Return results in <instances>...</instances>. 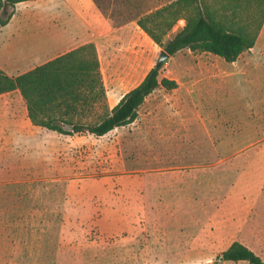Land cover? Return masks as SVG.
I'll return each instance as SVG.
<instances>
[{
	"label": "rangeland",
	"instance_id": "rangeland-1",
	"mask_svg": "<svg viewBox=\"0 0 264 264\" xmlns=\"http://www.w3.org/2000/svg\"><path fill=\"white\" fill-rule=\"evenodd\" d=\"M176 1L93 0L100 10L85 4L81 18L52 0L65 41L33 66L93 44L112 109L161 51L135 21ZM194 1L228 17V0ZM239 11L236 25L250 8ZM183 26L157 34L166 44ZM255 44L235 64L170 56L160 78L177 89H157L134 122L102 137L5 127L0 264H225L234 243L264 251V23Z\"/></svg>",
	"mask_w": 264,
	"mask_h": 264
},
{
	"label": "trees",
	"instance_id": "trees-1",
	"mask_svg": "<svg viewBox=\"0 0 264 264\" xmlns=\"http://www.w3.org/2000/svg\"><path fill=\"white\" fill-rule=\"evenodd\" d=\"M27 1L33 0H0V26H5L11 17L8 8L13 9L16 4ZM228 2L226 18L216 19L203 3L177 0L138 17L135 23L169 56L187 49L213 55L231 64L253 48L264 23V0ZM243 5L249 6L250 11L236 25L234 20L240 18V11H237ZM96 7L100 10L98 5ZM179 20L184 21V26L163 44L157 31L165 35ZM160 69L161 66L156 65L151 68L138 85L109 109L96 49L93 44H86L17 77H9L0 70V96L18 92L33 126L64 136L87 133L102 137L134 122L138 109L157 89H177L174 80L160 78ZM220 259L222 262L264 264L239 243L232 244Z\"/></svg>",
	"mask_w": 264,
	"mask_h": 264
},
{
	"label": "crops",
	"instance_id": "crops-1",
	"mask_svg": "<svg viewBox=\"0 0 264 264\" xmlns=\"http://www.w3.org/2000/svg\"><path fill=\"white\" fill-rule=\"evenodd\" d=\"M60 1L67 2L73 6L77 12L79 11L81 18H87V15L83 11L85 4H88L93 11L95 9L97 10L93 0ZM80 1H83L84 4ZM51 2L52 0H33L18 3L11 10L9 21L5 26H0V70L5 75L9 77H17L39 65H42L38 64L33 66L37 58L51 54L56 50L58 45L64 44L65 37L63 34H55V30L58 29V27L56 24H53V9L51 7ZM88 18L92 19V21H97L96 16ZM83 45L84 44L80 46ZM255 45L256 44H254L249 52L254 50ZM37 46H39L38 51L36 48ZM58 56H55L54 58ZM237 60L231 64H235ZM21 123L25 126H29L30 124L29 119L27 118L26 106L20 94L18 92H13L0 96V141L4 139L5 136L12 135V132L9 130L5 132V127L11 129L12 127L19 126ZM241 245L245 246L264 262V251L260 249V246L253 244ZM223 263L249 264L244 261Z\"/></svg>",
	"mask_w": 264,
	"mask_h": 264
},
{
	"label": "water",
	"instance_id": "water-1",
	"mask_svg": "<svg viewBox=\"0 0 264 264\" xmlns=\"http://www.w3.org/2000/svg\"><path fill=\"white\" fill-rule=\"evenodd\" d=\"M170 56L167 54V53H165L164 51H160V53H159V58H158V61H157V63H156V66L157 67H160L163 63H164V61L166 60V59H168Z\"/></svg>",
	"mask_w": 264,
	"mask_h": 264
}]
</instances>
